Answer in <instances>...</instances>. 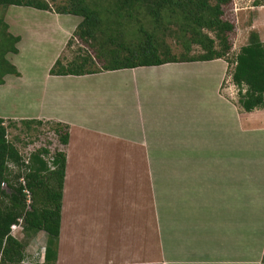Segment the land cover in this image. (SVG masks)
Returning <instances> with one entry per match:
<instances>
[{
	"label": "crops",
	"instance_id": "obj_1",
	"mask_svg": "<svg viewBox=\"0 0 264 264\" xmlns=\"http://www.w3.org/2000/svg\"><path fill=\"white\" fill-rule=\"evenodd\" d=\"M43 12L64 22V51L81 18ZM250 29L264 43L255 19ZM10 62L20 76L0 89L24 77ZM51 68L36 114L0 119L69 127L59 251L80 220V264H264V109L244 111L232 80L224 88L225 59L84 76ZM195 68L208 75L174 76Z\"/></svg>",
	"mask_w": 264,
	"mask_h": 264
},
{
	"label": "trees",
	"instance_id": "obj_2",
	"mask_svg": "<svg viewBox=\"0 0 264 264\" xmlns=\"http://www.w3.org/2000/svg\"><path fill=\"white\" fill-rule=\"evenodd\" d=\"M232 2L66 0L56 13L82 18L74 32V37L82 43H93L98 37L103 41L106 38L105 43L107 40L115 43L117 39L124 38L125 31L120 29L125 23L128 27L138 23L137 33L147 39L133 51L128 49L126 54L114 50L107 56L106 53L100 56L103 66L99 69L92 58L76 59L67 64L57 59L50 74L84 76L103 71L225 59L233 48L231 39L236 28L234 23L224 18L225 7ZM0 6L51 11L47 0H0ZM254 6H264V0H256ZM141 17L149 21L151 34L146 32ZM167 30L180 39L184 54L175 55L165 47L161 52L158 47L161 44L155 34ZM19 41V37L9 33L8 24L0 19V85L4 84L7 75L20 76L16 67L6 60L7 54L18 53L16 45ZM194 46L199 47L201 52L190 56ZM231 78L238 88L239 104L244 111L264 109V43L256 31L250 33L248 44L238 53ZM22 123L27 128L42 124L40 121ZM56 127L61 145L66 146L69 127L61 123H56ZM49 156L50 161L47 160ZM66 165V153L60 149L51 154L47 148H39L25 159L8 140V126L5 120L0 119V264H26L25 245L12 234L13 226L18 225L20 220L25 235L31 237L39 232L47 235L44 262L36 264H57ZM26 191L31 195L29 201Z\"/></svg>",
	"mask_w": 264,
	"mask_h": 264
},
{
	"label": "rangeland",
	"instance_id": "obj_3",
	"mask_svg": "<svg viewBox=\"0 0 264 264\" xmlns=\"http://www.w3.org/2000/svg\"><path fill=\"white\" fill-rule=\"evenodd\" d=\"M65 1L66 0H47L51 6L50 12L56 13L58 8L65 4ZM255 1L256 0H233L231 5L225 7L224 18L234 23L236 28L231 39L233 48L230 54L225 58L228 62L229 69L223 84L224 88L228 87L227 81L229 79L230 81L232 80L231 74L234 70L236 57L246 42V37L252 32L250 28L254 19L258 23L260 30L264 33V9L261 7L253 8L256 7L254 6ZM72 18H74V16ZM141 18L146 32L151 34L152 27L149 21L143 17ZM0 19L12 25L11 28L13 31H10V26L8 24L10 34L13 36L17 34L21 37V43L19 44L21 49L20 55L14 56L9 53L6 55V60L17 63L24 74L22 80L11 78L6 87L0 89V113L6 117H22L23 115L29 116L36 114L37 101L40 98V88L42 87L41 80L44 79L47 72L49 73V68L51 66L53 67L54 64L52 63H55L57 59H60L63 64H67L76 59L92 58L94 63H96V68L99 69L103 66V61L101 59L99 60L100 56H103L105 53L107 56L114 50H119L126 54L128 49L133 51L140 44L146 42L147 39L145 35L137 33L139 29L138 23L129 27L125 26L127 25V23H125L120 29L123 32L125 31V36L119 40L117 39L115 43L108 40L107 42L109 43H105L104 41H106V38L103 41L100 37H98L97 41H93V43H82L74 37L75 29L63 51L62 41L64 34L61 30L63 29L62 27L66 28V26L62 21V24L61 22L59 23V19L55 16L29 7L0 6ZM61 19L64 20V18ZM78 19L80 20V18ZM78 19L75 18V21H78ZM70 27L72 28L71 25H69V28ZM171 28L175 30V27ZM169 30H167V32H158L155 34L158 42L161 44L158 46L161 52H163L165 47L169 48L175 55L184 54L185 50L182 47L180 39L175 33L170 34ZM130 32L135 33L129 34ZM163 33H165V35ZM16 47H18V44ZM200 52V48L194 46L192 47L190 56H197ZM207 75L208 73L204 69L197 70V68H195L191 74H174L176 77L186 76V78L191 77V79H193V77L200 78ZM35 79L38 81L35 82ZM173 87L172 90L178 89L176 86ZM196 88L198 93L202 91L201 89L204 88V86L202 83L196 81ZM235 93L237 94V100L239 99L237 87L235 88ZM22 122L21 120H5V124L8 126V140L18 148L25 159L39 148H47L51 154L61 149L59 136L56 133L57 127L55 122H42L41 125H33L30 128H27ZM50 157L51 156L47 157V160L50 161ZM119 167H124V164L119 165ZM5 188L7 187L5 186ZM27 196L29 201L31 199L29 192ZM70 214L72 217L80 216V207L71 209ZM21 223L22 222H19V224L16 225L18 226L16 229H12V234L25 245V263H43L47 244L44 233L39 232L29 237L25 235ZM70 233L75 237L70 240L68 238L61 243L62 249L59 252L63 258L62 264H80V236H78L80 235V220L75 221V224L73 223Z\"/></svg>",
	"mask_w": 264,
	"mask_h": 264
},
{
	"label": "built area",
	"instance_id": "obj_4",
	"mask_svg": "<svg viewBox=\"0 0 264 264\" xmlns=\"http://www.w3.org/2000/svg\"><path fill=\"white\" fill-rule=\"evenodd\" d=\"M26 193H28V191H26ZM20 222H22L21 220H20ZM18 226H13V228L12 229H16Z\"/></svg>",
	"mask_w": 264,
	"mask_h": 264
}]
</instances>
